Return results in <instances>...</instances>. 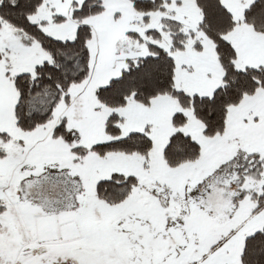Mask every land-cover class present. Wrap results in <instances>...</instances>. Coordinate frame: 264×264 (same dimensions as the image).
<instances>
[{
    "label": "snow or ice",
    "instance_id": "6c2138e0",
    "mask_svg": "<svg viewBox=\"0 0 264 264\" xmlns=\"http://www.w3.org/2000/svg\"><path fill=\"white\" fill-rule=\"evenodd\" d=\"M0 264H264V0H0Z\"/></svg>",
    "mask_w": 264,
    "mask_h": 264
}]
</instances>
